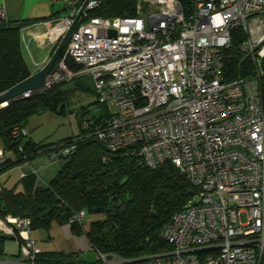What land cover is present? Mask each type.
<instances>
[{"label":"built area","instance_id":"obj_1","mask_svg":"<svg viewBox=\"0 0 264 264\" xmlns=\"http://www.w3.org/2000/svg\"><path fill=\"white\" fill-rule=\"evenodd\" d=\"M65 1L70 13L48 22L56 42L80 9ZM101 3L88 2L54 82L63 73L92 75L99 103L115 106L97 139L110 152L132 150L152 168L173 163L196 193L163 230L169 249L133 259L96 251L85 264H264V0H191L190 9L180 0H138L134 16L93 15ZM234 30L243 31L239 47L256 72L225 81L223 52ZM11 134L27 133L15 126ZM75 148L54 149L51 162ZM6 161L0 145V167ZM85 216L81 210L69 222ZM0 232L18 234L21 252L37 264L29 218H0Z\"/></svg>","mask_w":264,"mask_h":264},{"label":"trees","instance_id":"obj_2","mask_svg":"<svg viewBox=\"0 0 264 264\" xmlns=\"http://www.w3.org/2000/svg\"><path fill=\"white\" fill-rule=\"evenodd\" d=\"M185 9L191 0H180ZM78 0L76 5L83 4ZM138 0H102L92 11L103 17L134 16ZM25 21H0V93L29 77L32 73L26 63L21 46V29ZM229 48L223 52L224 79L233 81L251 78L255 65L245 57L239 45L244 38L242 30H234ZM58 41L55 43V51ZM59 55L57 66L64 57ZM70 70L81 66L67 56ZM76 90H85L77 78L52 83L44 92L12 102L0 108V136L6 149L16 155L15 161H6L7 167L32 161L54 149L75 144V150L62 158V166L49 180H39L32 172L22 180L23 191L7 189L0 192V217L29 218L30 230H49L54 223H70L72 216L85 210L96 216L88 228L71 223L76 232H84L95 251L113 253L124 259H133L167 250L170 245L162 236L165 226L175 212L183 209L196 193V188L171 162L152 168L132 150L110 152L96 137L108 114H103L96 99L77 112L81 127L77 135L51 143H36L27 134L15 139L12 128L26 127L28 119L44 110L67 113ZM96 95L95 89L87 88ZM260 91L264 105V57ZM92 108H97L93 113ZM22 146V150H20ZM27 162V163H28ZM7 236L0 232V251ZM55 255V254H54ZM74 254H56L57 259ZM43 253L38 255L41 261ZM82 264L88 262H81Z\"/></svg>","mask_w":264,"mask_h":264},{"label":"crops","instance_id":"obj_3","mask_svg":"<svg viewBox=\"0 0 264 264\" xmlns=\"http://www.w3.org/2000/svg\"><path fill=\"white\" fill-rule=\"evenodd\" d=\"M77 1L74 0L75 4ZM81 5H76V7L80 8ZM2 11L6 14V19L4 20L8 22H27L21 29L23 55L31 73L40 70L52 56L56 43V36L50 33L51 25L48 24L49 19L68 15L71 11L70 6L67 5L65 0L57 2L52 0H0V14ZM1 20L2 18L0 17ZM25 128L27 129V127ZM26 133L28 138L36 143H49L38 140L30 130H27ZM0 145H6L1 136ZM6 156L7 161L16 160V155L12 150L6 149ZM43 159L42 155L34 159L32 164L34 166L43 164ZM30 164L25 162L0 171V192L7 189L23 191L22 180L24 175L22 176V174L31 172L33 165ZM43 170L46 173L48 172V177L44 176L43 180H49L58 169L53 171L46 167ZM29 234L36 241L41 253H43L41 261L37 259V264H82L81 262H89L85 257V251L94 250L86 234L84 232H76L70 223H54L49 230H30ZM6 236L2 243L0 259L5 264H31L30 259L21 252L22 239L19 235ZM54 254H74V257L68 259L64 256L61 259H57Z\"/></svg>","mask_w":264,"mask_h":264},{"label":"rangeland","instance_id":"obj_4","mask_svg":"<svg viewBox=\"0 0 264 264\" xmlns=\"http://www.w3.org/2000/svg\"><path fill=\"white\" fill-rule=\"evenodd\" d=\"M258 19L259 17H255L251 22L254 23ZM49 21H51V19H49ZM76 78L79 81V84L85 86V90H76L72 102H70L68 106L69 108L67 110V113L58 114L50 110H44L40 113H36L28 119L26 125L27 129L25 128L26 132L27 130H30L31 133L38 140L47 141L49 143L52 141L57 142L64 140L69 136L77 135L80 132L81 127L78 122L77 112L83 109L84 107H86L87 105H89L90 102H93L97 99L96 95H94L93 93H89L86 90L87 88L94 89L93 76L90 74H83L77 77L76 76L71 77L63 73L60 76V78L54 83L67 81V80L72 81L75 80ZM101 109L103 111V114H108V113L111 114V112H113V110L115 109V106H111V110H110L108 108V104H102ZM22 136L23 135H21V137ZM43 157H44L43 159L44 161H42L43 164H37L35 166L34 164H32L34 160L29 162L26 161L28 163H31L30 165H33L31 168V172L42 180L44 176L48 177V172L46 173L44 171L45 169L43 170V168L47 167L54 171L59 169L64 162L62 159L51 162V158L49 154H45L43 155ZM35 172L38 173L36 174ZM95 217L96 216L89 214L85 216L84 218L85 228H88L90 226V223L95 219ZM84 254L86 259L89 261L88 263H93L97 259V253L95 250L85 251Z\"/></svg>","mask_w":264,"mask_h":264},{"label":"water","instance_id":"obj_5","mask_svg":"<svg viewBox=\"0 0 264 264\" xmlns=\"http://www.w3.org/2000/svg\"><path fill=\"white\" fill-rule=\"evenodd\" d=\"M89 1L90 0H84L75 19L64 36L60 39L48 62L40 70L32 73L26 79L0 93V108L5 107L12 102L44 92L50 84L55 81L54 73L58 70V65L55 66L56 61L61 52L68 47L74 34V30Z\"/></svg>","mask_w":264,"mask_h":264}]
</instances>
